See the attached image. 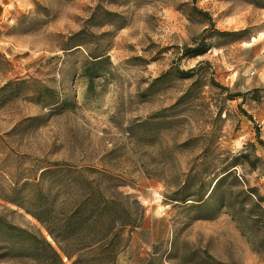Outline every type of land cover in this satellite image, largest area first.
<instances>
[{
  "label": "rangeland",
  "instance_id": "rangeland-1",
  "mask_svg": "<svg viewBox=\"0 0 264 264\" xmlns=\"http://www.w3.org/2000/svg\"><path fill=\"white\" fill-rule=\"evenodd\" d=\"M258 137L264 0H0V264L70 168L144 210L116 264H264Z\"/></svg>",
  "mask_w": 264,
  "mask_h": 264
},
{
  "label": "trees",
  "instance_id": "trees-1",
  "mask_svg": "<svg viewBox=\"0 0 264 264\" xmlns=\"http://www.w3.org/2000/svg\"><path fill=\"white\" fill-rule=\"evenodd\" d=\"M204 44L203 40L198 47L186 48L185 54H201ZM68 173V178L54 182L43 202L34 201L32 209L10 201L31 214L53 241L41 230L14 228L19 240L15 259L22 264H116L119 253L143 223V208L120 191L125 184L119 176L95 169L70 168ZM255 197L263 202L261 195ZM1 250L0 260L10 257L9 247Z\"/></svg>",
  "mask_w": 264,
  "mask_h": 264
},
{
  "label": "water",
  "instance_id": "water-1",
  "mask_svg": "<svg viewBox=\"0 0 264 264\" xmlns=\"http://www.w3.org/2000/svg\"><path fill=\"white\" fill-rule=\"evenodd\" d=\"M52 240V239H51Z\"/></svg>",
  "mask_w": 264,
  "mask_h": 264
}]
</instances>
